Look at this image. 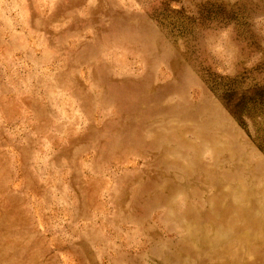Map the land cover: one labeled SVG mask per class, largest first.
I'll use <instances>...</instances> for the list:
<instances>
[{"label":"rangeland","instance_id":"1","mask_svg":"<svg viewBox=\"0 0 264 264\" xmlns=\"http://www.w3.org/2000/svg\"><path fill=\"white\" fill-rule=\"evenodd\" d=\"M0 264H264V0H0Z\"/></svg>","mask_w":264,"mask_h":264}]
</instances>
